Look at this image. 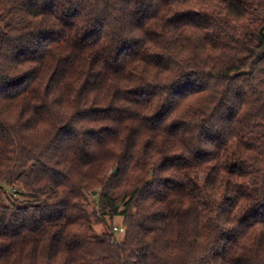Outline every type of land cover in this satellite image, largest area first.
I'll use <instances>...</instances> for the list:
<instances>
[{
    "label": "clouds",
    "instance_id": "9594fccd",
    "mask_svg": "<svg viewBox=\"0 0 264 264\" xmlns=\"http://www.w3.org/2000/svg\"><path fill=\"white\" fill-rule=\"evenodd\" d=\"M0 264H264V0H0Z\"/></svg>",
    "mask_w": 264,
    "mask_h": 264
}]
</instances>
